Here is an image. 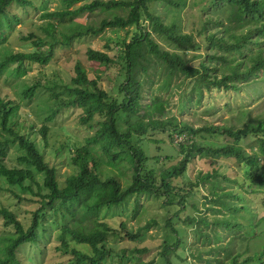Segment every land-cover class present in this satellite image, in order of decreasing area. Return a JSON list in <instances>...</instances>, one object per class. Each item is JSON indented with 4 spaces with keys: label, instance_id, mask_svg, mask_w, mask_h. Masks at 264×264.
Instances as JSON below:
<instances>
[{
    "label": "trees",
    "instance_id": "1",
    "mask_svg": "<svg viewBox=\"0 0 264 264\" xmlns=\"http://www.w3.org/2000/svg\"><path fill=\"white\" fill-rule=\"evenodd\" d=\"M78 1L63 0L65 8L62 11L44 13L43 19L55 20L56 24L48 22L42 27L45 38L34 34L24 37V41L31 40L36 50L4 56L0 60V75L7 74L12 75L14 79H21L26 76V70L22 67L24 62L48 65L53 57L54 48L58 45L68 47L76 40L96 37L106 30L135 26L137 35H133L128 42L126 38L119 41L123 49L118 58L124 61L123 81L118 87L119 96L110 100L108 93L99 89L98 80L88 78L87 71L80 62L75 63L74 77L68 84L59 86L54 83L48 86L36 79L32 84L18 86L19 99L26 101L32 100L39 92L45 95L49 93L48 97L52 98L53 104L46 107V122L54 120L63 109L79 108L82 110L81 124L93 130L84 145L70 148L73 173L65 178L62 185L58 181L56 169L45 161L35 140L14 129L12 119L17 115L18 105L0 99V180L7 185L2 190L9 193L18 204L27 202L38 205L28 223L21 222L11 209H0V217L4 224L13 229L12 233L0 237V264H28L20 259L18 251L26 245L40 244L47 232L45 229L47 216L56 213L65 219V224L60 229L61 235L91 249L92 254H88L64 248L62 252L71 257V264H107L112 249L107 247L106 243L110 237L118 238L119 235L108 222L102 220L101 212L104 209L120 207L130 198L134 197L136 200L141 195L165 197L163 203L165 207L175 204L173 199L175 187L171 179L184 174L190 160L196 155L234 160L242 173L244 183H250V186L255 188L254 193L264 194V111L252 117L251 109L246 105L240 112V127L229 126V123H226L224 126L194 129L176 120L164 119L165 103L157 97L145 103L141 86L142 78L149 75L150 69L157 68L163 70V81L167 84L175 76L183 79L196 77L193 90L200 91L203 86L227 87L229 83L242 82L243 88L251 87L256 96H262L264 0H213L218 15L213 21L210 17L203 21L200 35L204 34L207 44V61L201 63L198 68L190 66L182 55L162 50L153 38V35L166 38L179 50L192 46L193 36L175 34V27L164 24L160 16L149 12V7L156 3L181 8L186 0H92L75 9H69ZM12 5L27 8L33 7V2L0 0V38L19 22L18 16L11 10ZM97 11L112 16L97 23L88 20L74 22L77 18L86 14L92 15ZM116 11L127 12V15L119 16ZM143 20L149 22L150 30L142 26L140 21ZM212 25H223L221 35L211 30ZM1 45L0 41V47ZM42 46H47V49L42 51L40 48ZM85 55L88 61L100 66L106 67L113 63L112 58L105 52L88 49ZM213 62L224 69L220 78L211 73ZM13 65L15 67H12ZM257 82L259 86L252 85ZM263 108L264 105L261 110ZM122 114H140V117L133 123H126L124 132H121L117 127V120ZM48 131L49 127L45 124L39 129L44 145L47 143ZM150 131L167 132L170 140L173 133L196 135L205 132L222 137L225 145L203 148L194 140L188 144L180 143L178 148L182 157L179 162L156 174L150 167V157L133 141L135 136H145ZM148 142L157 141L148 139ZM242 143H245L246 147H243ZM10 147L20 151L16 157L17 166L12 168L4 163L6 150ZM103 167L110 169L111 172L116 169L119 173L120 170H129L130 182L122 186L119 173H111ZM215 177L216 173L213 171V174L200 176L199 181L215 183L216 180L212 179ZM157 183H161V186ZM216 196L217 205L231 214V217L226 214L216 215L213 219L215 227L218 228L213 229L217 245L211 247L218 256L214 259L216 263L221 264L224 261L227 264H264V243L257 249L249 250L247 242L251 237H246L244 249L239 250L234 246L235 234L242 225L236 222L234 216L240 208L229 200L239 198L237 193L224 190ZM177 197L180 199L178 204L183 205L184 197L182 195ZM211 210L217 214L221 213L220 209ZM180 211L183 209L180 208ZM187 219L189 223L207 221L205 217ZM263 221L264 217H261L255 226L261 225ZM165 223L179 237L178 231L173 228L172 219H167ZM150 226L151 223H147L143 229L147 230ZM219 227L226 233H231L225 235V238L230 239L226 243L221 241ZM121 228L126 238H130L131 241L135 239L136 236L125 230L123 224ZM206 236L208 242V235ZM178 245L176 242L173 246L165 247L162 255L166 264H171L167 258L168 250H173ZM133 252L143 253L139 249H133ZM206 252L210 253L211 250L208 249ZM212 262L213 257L207 259L205 264H213Z\"/></svg>",
    "mask_w": 264,
    "mask_h": 264
},
{
    "label": "rangeland",
    "instance_id": "2",
    "mask_svg": "<svg viewBox=\"0 0 264 264\" xmlns=\"http://www.w3.org/2000/svg\"><path fill=\"white\" fill-rule=\"evenodd\" d=\"M92 0H79L73 7L75 9L84 3ZM106 1V0H103ZM131 1V0H122ZM33 7L19 8L12 5L11 10L15 13L19 22L12 30L6 31L4 37L0 38L2 45L0 47V60L9 54L17 52H33L36 47L31 40L24 41L23 38L29 34L45 38L42 27L55 20L43 19L44 13L62 11L65 8L63 0H32ZM149 12L160 16L163 23L175 27V34L193 36V44L184 50L175 48L166 38H160L153 35L160 48L164 51L175 52L182 55L188 64L198 68L201 63L207 61L204 34L200 35L203 28V21L210 17L212 21L217 17L216 8L213 0H186L181 8H175L168 5L156 3L149 7ZM119 16L125 17L127 12L116 11ZM106 13L99 11L92 15H84L77 18L74 22L95 21L111 17ZM142 26L150 30L148 21H140ZM134 27L126 29L106 30L102 35L96 37H86L73 42L71 46H56L54 54L48 65L41 66L32 62H24L23 68L26 70V76L21 79H14L12 75H0V99L17 104L19 109L17 115L12 119L14 129L27 137L34 139L44 155L45 161L57 171V178L62 185L67 176L73 173V165L70 162V148H77L85 144L93 130L83 126L80 122L82 110L79 108L63 109L50 122L45 121L47 114V105H52V98L49 93L39 94L30 101L19 99L18 92L21 84L29 85L34 80H40L43 84L52 86L54 83L62 86L68 84L74 77V65L80 62L87 71L90 80L97 79L99 89L108 93L110 100L117 99L118 87L123 81L124 61L118 56L122 52L123 46L120 45L122 39L127 42L137 35ZM223 25H212L211 30L217 35H221ZM42 51L47 46L40 47ZM93 49L107 53L112 62L108 66H100L95 62L86 59V51ZM214 53V52H213ZM12 67H15L13 65ZM213 76L220 78L224 72L221 65L213 62L211 64ZM11 77L13 79H11ZM163 70L152 68L149 75L142 78L141 86L143 100L145 103L151 101L154 97L159 98L165 103L164 119H172L184 123L194 129L201 127L230 125L241 126L240 115L242 107L249 105L251 116L256 117L258 113L264 111V94L256 96L251 87H244L242 82L229 83L227 87L210 86L202 87L200 91H194L195 82L193 79L175 76L167 84L163 81ZM259 86V82L252 84ZM235 86V87H234ZM199 95H201L199 97ZM142 113V112H141ZM140 117L137 115L122 114L117 120V127L124 132L127 124L133 123ZM45 124L49 127L47 143L44 145L39 129ZM167 131V130H166ZM148 139L157 141L149 143ZM191 140L198 143L200 147H222L225 141L222 137L212 136L205 132L196 135L190 134H172V140L168 138L167 132L150 131L145 136L134 137L133 141L138 143L150 157V167L157 174L159 171L179 162L182 155H179L178 145L180 143L188 144ZM250 144V142H248ZM173 144V145H172ZM246 147L245 143L241 144ZM248 150L250 148H247ZM6 159L4 163L7 167L17 166L16 157L20 154L15 147L6 150ZM105 170L110 169L103 167ZM120 170V169H119ZM111 173H119L116 169ZM119 178L122 186L130 182L131 172L129 170H120ZM216 173L215 183L199 181V177L205 174ZM106 173V172H105ZM228 179V180H226ZM236 181V182H234ZM175 187V195L184 197L183 205H179L180 199L173 196L175 204L165 207V197H153L148 195L134 197L126 201L120 207L104 209L101 212V218L108 222L110 227L118 233V238L110 237L106 246L112 249L107 264H134L138 262L150 264H166L162 252L165 247L173 246L179 243L176 248L168 250V259L171 264H205L207 259L218 257L211 247H216L213 229H218L214 225L216 215H229L230 211L217 205L216 194L222 191H232L237 193L239 198L229 201L236 205L240 210L234 214L236 222L242 225L235 234L234 246L242 250L246 247V237H251L247 242L249 250L257 249L264 243V221L261 225L255 226L257 221L264 217V194L254 193V187L250 183H244L242 173L236 167L234 160L218 158L213 159L210 156L196 155L193 157L184 174L171 179ZM161 186V183H157ZM7 185L0 180V209H11L17 215V218L28 223L32 213L37 209L35 203H19L7 192L2 189ZM223 189V190H222ZM215 200V201H213ZM172 201V200H170ZM138 207V208H137ZM180 208L183 211H180ZM211 208L220 209L217 214ZM137 212H136V211ZM205 217L207 221L191 222L187 218ZM172 219L173 228L178 231V236L167 227L165 221ZM155 222V223H153ZM151 223V226L144 230L143 227ZM213 223V224H212ZM65 224V219L60 218L59 214H49L45 222L46 233L43 240L37 246L26 245L18 251L21 260L28 264H71L70 256L65 255L62 250L75 249L84 253L92 254L87 245L76 244L69 237L61 235V227ZM124 225L125 230L135 235L133 241L126 238L125 232L121 228ZM219 232L221 241L226 243L230 239L225 238L224 230ZM200 231V232H199ZM13 229L4 224L0 217V237L12 233ZM208 235V242L206 241ZM133 249L142 250L143 253L137 254ZM210 249L211 252L206 251ZM221 264H227L222 261Z\"/></svg>",
    "mask_w": 264,
    "mask_h": 264
}]
</instances>
